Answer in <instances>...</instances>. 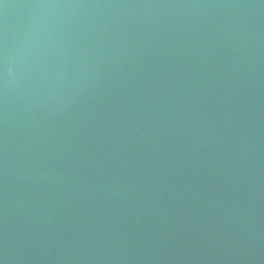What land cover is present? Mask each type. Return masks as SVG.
<instances>
[{
    "label": "water",
    "instance_id": "water-1",
    "mask_svg": "<svg viewBox=\"0 0 264 264\" xmlns=\"http://www.w3.org/2000/svg\"><path fill=\"white\" fill-rule=\"evenodd\" d=\"M0 264H264V0H0Z\"/></svg>",
    "mask_w": 264,
    "mask_h": 264
}]
</instances>
